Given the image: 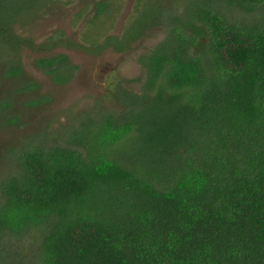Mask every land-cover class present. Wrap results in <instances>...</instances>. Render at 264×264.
Returning a JSON list of instances; mask_svg holds the SVG:
<instances>
[{
  "label": "trees",
  "instance_id": "1",
  "mask_svg": "<svg viewBox=\"0 0 264 264\" xmlns=\"http://www.w3.org/2000/svg\"><path fill=\"white\" fill-rule=\"evenodd\" d=\"M55 1L0 0L7 128L49 100L24 73L33 42L19 28ZM163 5L135 6L121 37L95 47L161 28L138 58L139 89L118 86L117 108L7 148L0 264H264V0ZM107 7L96 0L93 18ZM33 64L57 84L76 68L62 52Z\"/></svg>",
  "mask_w": 264,
  "mask_h": 264
},
{
  "label": "rangeland",
  "instance_id": "2",
  "mask_svg": "<svg viewBox=\"0 0 264 264\" xmlns=\"http://www.w3.org/2000/svg\"><path fill=\"white\" fill-rule=\"evenodd\" d=\"M95 1L56 0L48 3L33 22L19 28L20 34L33 42V49L26 47L19 56L24 73L37 81L38 92L47 95L49 100L37 108L21 109L22 124L17 127L0 124V169L5 170L10 165L7 148L43 130L62 134L67 125L75 123L86 111L117 108L119 105L113 95L118 86L139 89V83L133 81L142 76L138 58L162 39L163 30L151 26L145 29L144 36L121 51L114 47L97 50L95 47L107 36L121 37L127 22L135 15V6L142 7L146 0H107L106 11L94 19ZM154 1L167 8L183 2ZM55 38L61 41L46 48ZM56 52H66L76 66L73 77L64 84L54 83L33 64L34 58Z\"/></svg>",
  "mask_w": 264,
  "mask_h": 264
},
{
  "label": "flooded vegetation",
  "instance_id": "3",
  "mask_svg": "<svg viewBox=\"0 0 264 264\" xmlns=\"http://www.w3.org/2000/svg\"><path fill=\"white\" fill-rule=\"evenodd\" d=\"M62 53L66 54V55L68 56V54H67L66 52H62ZM68 58H69V56H68ZM73 65H74V64H73Z\"/></svg>",
  "mask_w": 264,
  "mask_h": 264
}]
</instances>
